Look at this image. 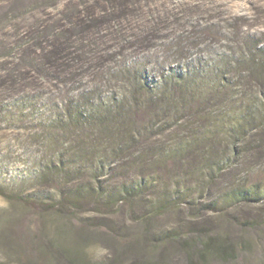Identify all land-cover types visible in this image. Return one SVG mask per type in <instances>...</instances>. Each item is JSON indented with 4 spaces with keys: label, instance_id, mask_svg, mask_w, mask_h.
Returning <instances> with one entry per match:
<instances>
[{
    "label": "trees",
    "instance_id": "obj_1",
    "mask_svg": "<svg viewBox=\"0 0 264 264\" xmlns=\"http://www.w3.org/2000/svg\"><path fill=\"white\" fill-rule=\"evenodd\" d=\"M153 4L0 0V24L25 40L42 76L92 83L48 117V141L62 151L44 162L39 177L59 190L53 207L68 212L89 203L106 213L129 203L144 220L177 208L198 188H215L229 173L234 183L205 209L264 200V153L253 156L254 132L264 126V41L248 35L229 51L196 59H186L182 46L179 63L158 71L144 58L119 61L162 38L169 21H160ZM106 84L115 91L105 93ZM191 119L216 123L179 135Z\"/></svg>",
    "mask_w": 264,
    "mask_h": 264
},
{
    "label": "rangeland",
    "instance_id": "obj_2",
    "mask_svg": "<svg viewBox=\"0 0 264 264\" xmlns=\"http://www.w3.org/2000/svg\"><path fill=\"white\" fill-rule=\"evenodd\" d=\"M153 1L160 21H169L162 38L127 50L119 61L144 58L158 71L161 64L179 63L182 46L190 51L186 59H196L229 51L248 35L264 41V0ZM26 50L25 40L0 24V264H264V200L238 202L223 212L205 209L234 183L232 173L215 188H198L177 208L144 220L141 208L129 203L106 213L89 203L68 212L51 206L59 190L39 173L62 150L48 141V117L92 83L46 78ZM102 88L115 91L108 84ZM207 123L216 122L191 119L177 132L186 136ZM260 128L253 156L264 153ZM248 169V163L240 166L242 175Z\"/></svg>",
    "mask_w": 264,
    "mask_h": 264
}]
</instances>
